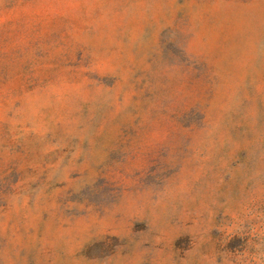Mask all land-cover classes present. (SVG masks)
I'll return each instance as SVG.
<instances>
[{
    "label": "rangeland",
    "instance_id": "1",
    "mask_svg": "<svg viewBox=\"0 0 264 264\" xmlns=\"http://www.w3.org/2000/svg\"><path fill=\"white\" fill-rule=\"evenodd\" d=\"M0 264H264V0H0Z\"/></svg>",
    "mask_w": 264,
    "mask_h": 264
}]
</instances>
